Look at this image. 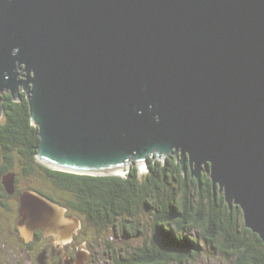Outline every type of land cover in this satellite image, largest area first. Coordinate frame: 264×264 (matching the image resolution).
Listing matches in <instances>:
<instances>
[{
    "label": "water",
    "instance_id": "obj_1",
    "mask_svg": "<svg viewBox=\"0 0 264 264\" xmlns=\"http://www.w3.org/2000/svg\"><path fill=\"white\" fill-rule=\"evenodd\" d=\"M5 91L30 101L40 163L123 176L173 153L264 242V0H0V117ZM24 196L67 229L64 206Z\"/></svg>",
    "mask_w": 264,
    "mask_h": 264
},
{
    "label": "trees",
    "instance_id": "obj_2",
    "mask_svg": "<svg viewBox=\"0 0 264 264\" xmlns=\"http://www.w3.org/2000/svg\"><path fill=\"white\" fill-rule=\"evenodd\" d=\"M1 101L0 149L8 164L28 165L30 170L37 164L61 189L76 196L78 208L88 219L96 216V198L101 204L116 196H123L127 202L120 211L126 218L139 210L150 214L151 242L134 249L118 263L183 264L196 259L203 250L214 253L213 249L232 264H264L263 240L242 222L241 207H230L219 186L214 190L209 170L203 172L198 183L195 176L183 171L180 158L173 153L166 159L149 157L144 175L138 164L132 165L125 176L53 169L36 158L41 138L39 127L32 123L26 93L22 91L16 100L5 91ZM130 221L129 230L136 235ZM95 222L102 223L100 219ZM136 231L143 232L139 228Z\"/></svg>",
    "mask_w": 264,
    "mask_h": 264
},
{
    "label": "flooded vegetation",
    "instance_id": "obj_3",
    "mask_svg": "<svg viewBox=\"0 0 264 264\" xmlns=\"http://www.w3.org/2000/svg\"><path fill=\"white\" fill-rule=\"evenodd\" d=\"M29 167L8 164L0 149V264H95L97 255L92 240L95 237L89 238V231L84 228L88 217L78 208L76 196L61 189L37 164L31 170ZM187 171L194 177L190 167ZM6 175L7 180L10 177L14 179L11 191L5 183ZM29 191L40 192L64 206L65 217L73 220L67 229L58 233L46 231L38 222L21 212L23 199L26 198L24 195ZM31 198L27 197L26 200ZM96 200L93 207L96 216L90 220L100 219L105 227L111 226L112 234L117 237L121 235V239L124 237L122 241L134 235L129 230L130 219L120 212L127 205L123 196L112 197L101 204ZM78 222L80 226L77 227ZM88 240L92 242L91 247L86 246ZM108 242L105 244L108 247L105 253L116 262L125 259L121 255L127 249L122 247L118 250Z\"/></svg>",
    "mask_w": 264,
    "mask_h": 264
},
{
    "label": "rangeland",
    "instance_id": "obj_4",
    "mask_svg": "<svg viewBox=\"0 0 264 264\" xmlns=\"http://www.w3.org/2000/svg\"><path fill=\"white\" fill-rule=\"evenodd\" d=\"M2 117V116H1ZM139 172L141 174H145L148 172V168L145 164H138ZM128 170L124 172L122 175L125 176L127 174ZM127 218L132 219V225L134 226V230L136 232V235H134L132 238L128 239L127 241L124 240V237L121 239L120 237L115 236L112 234V230L110 229L111 226H106L104 223L95 222V220L87 219L86 222H84V228L89 231V238L95 237V240H93V249L96 251V263L95 264H120L116 261H113L112 258L109 257L108 254L105 253V249H108L106 247V241H109L111 244H113V247H117L118 250H121L122 247L125 246L127 249L125 254H122L121 257H127L128 254L131 253L134 249L140 248L146 244L151 242V239L153 238V229L150 225V214L146 211L139 210L135 216ZM242 222H244V217H242ZM136 228L141 229L143 232L138 233L136 231ZM193 233H197L195 230L192 231ZM128 242V243H127ZM147 243V244H148ZM92 242L89 240L87 241L86 246H92ZM128 245V248H127ZM86 248V247H85ZM211 249V248H210ZM214 253H211L208 249V251L203 250L202 253L197 256L196 259H192L191 261L184 262L183 264H232L231 261L224 258V256L219 251H214L211 249ZM117 253H120L118 251ZM118 255V254H117ZM170 264H179L177 262H172Z\"/></svg>",
    "mask_w": 264,
    "mask_h": 264
},
{
    "label": "bare ground",
    "instance_id": "obj_5",
    "mask_svg": "<svg viewBox=\"0 0 264 264\" xmlns=\"http://www.w3.org/2000/svg\"><path fill=\"white\" fill-rule=\"evenodd\" d=\"M141 164H144V163H141ZM114 171H115V170H114ZM124 172H126V171H123V170H118V171H117V170H116L115 173H119V174L121 173V174H123Z\"/></svg>",
    "mask_w": 264,
    "mask_h": 264
},
{
    "label": "clouds",
    "instance_id": "obj_6",
    "mask_svg": "<svg viewBox=\"0 0 264 264\" xmlns=\"http://www.w3.org/2000/svg\"><path fill=\"white\" fill-rule=\"evenodd\" d=\"M147 168H148V166H147Z\"/></svg>",
    "mask_w": 264,
    "mask_h": 264
}]
</instances>
